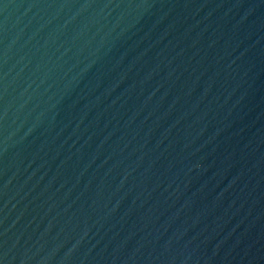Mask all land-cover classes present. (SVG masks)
<instances>
[{
    "label": "water",
    "instance_id": "obj_1",
    "mask_svg": "<svg viewBox=\"0 0 264 264\" xmlns=\"http://www.w3.org/2000/svg\"><path fill=\"white\" fill-rule=\"evenodd\" d=\"M0 264H264V0H0Z\"/></svg>",
    "mask_w": 264,
    "mask_h": 264
}]
</instances>
